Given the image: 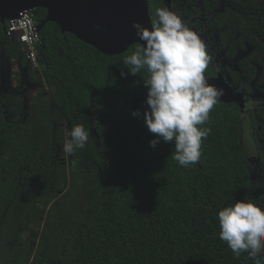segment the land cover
Segmentation results:
<instances>
[{
	"label": "trees",
	"instance_id": "1",
	"mask_svg": "<svg viewBox=\"0 0 264 264\" xmlns=\"http://www.w3.org/2000/svg\"><path fill=\"white\" fill-rule=\"evenodd\" d=\"M33 14L39 23L46 10ZM3 30L1 61L28 67L46 89L27 114L16 90H0V264H254L219 239L218 211L245 199L264 207L263 131L253 134L252 165L236 119L217 101L200 163L182 167L173 143L150 146L146 103L139 117L94 113L147 89L146 72L123 64L139 44L108 56L47 21L33 70ZM76 125L89 140L64 162Z\"/></svg>",
	"mask_w": 264,
	"mask_h": 264
},
{
	"label": "clouds",
	"instance_id": "2",
	"mask_svg": "<svg viewBox=\"0 0 264 264\" xmlns=\"http://www.w3.org/2000/svg\"><path fill=\"white\" fill-rule=\"evenodd\" d=\"M151 29L133 23L143 42L123 64L132 75L146 72L148 89L143 113L149 141L155 148L160 141L173 143L174 161L182 167L194 166L201 158L202 141L210 128V112L223 95V89L210 84L204 73L211 61L205 42L175 12L167 7L155 10ZM121 75L125 73L122 71ZM139 117V110L132 111ZM63 152L84 149L89 132L76 125L67 133ZM219 239L226 242L236 258L242 253L254 264H264V207L254 199L237 200L218 211Z\"/></svg>",
	"mask_w": 264,
	"mask_h": 264
},
{
	"label": "flooded vegetation",
	"instance_id": "3",
	"mask_svg": "<svg viewBox=\"0 0 264 264\" xmlns=\"http://www.w3.org/2000/svg\"><path fill=\"white\" fill-rule=\"evenodd\" d=\"M146 1L151 25L156 19L155 10L167 7L201 36L211 56L204 75L212 85L223 89L221 97L226 102L219 97L218 103L236 119L247 152L248 147L253 148L249 162L259 164L253 134L264 132V0ZM22 71L29 76L28 67ZM131 101L117 112L128 113Z\"/></svg>",
	"mask_w": 264,
	"mask_h": 264
},
{
	"label": "water",
	"instance_id": "4",
	"mask_svg": "<svg viewBox=\"0 0 264 264\" xmlns=\"http://www.w3.org/2000/svg\"><path fill=\"white\" fill-rule=\"evenodd\" d=\"M37 8L46 10L45 19L37 25L39 31L47 21L53 22L62 33L68 32L108 56L123 54L134 44L143 47L134 22L148 29L152 26L146 0H0V24ZM147 92L148 89L135 94L129 104L131 110L146 103ZM220 99L226 102L221 96Z\"/></svg>",
	"mask_w": 264,
	"mask_h": 264
},
{
	"label": "rangeland",
	"instance_id": "5",
	"mask_svg": "<svg viewBox=\"0 0 264 264\" xmlns=\"http://www.w3.org/2000/svg\"><path fill=\"white\" fill-rule=\"evenodd\" d=\"M23 67H18V63L13 64L11 61H1L0 62V89L2 86H7L8 88L12 90H16V94L20 99L22 100V108L23 111L27 114L28 112L32 111L31 102L34 101L35 96L37 94V91L46 89L43 84H35L29 79V76L27 73L23 72ZM120 108V106H117L116 108H113L111 110L98 108L95 109V114L100 113H114L117 111V109ZM68 133V130H66ZM248 154L252 156V147H248ZM62 153V148L60 149ZM63 161H66V157L68 154L64 153ZM60 154V155H63Z\"/></svg>",
	"mask_w": 264,
	"mask_h": 264
},
{
	"label": "built area",
	"instance_id": "6",
	"mask_svg": "<svg viewBox=\"0 0 264 264\" xmlns=\"http://www.w3.org/2000/svg\"><path fill=\"white\" fill-rule=\"evenodd\" d=\"M33 11H23L6 21L4 35L25 48V58L34 69L38 68V49L42 45L41 31L37 28Z\"/></svg>",
	"mask_w": 264,
	"mask_h": 264
}]
</instances>
